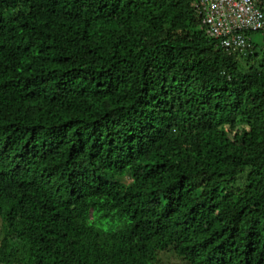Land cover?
<instances>
[{"label": "trees", "instance_id": "trees-1", "mask_svg": "<svg viewBox=\"0 0 264 264\" xmlns=\"http://www.w3.org/2000/svg\"><path fill=\"white\" fill-rule=\"evenodd\" d=\"M199 3L0 0V264H264V56Z\"/></svg>", "mask_w": 264, "mask_h": 264}, {"label": "built area", "instance_id": "built-area-1", "mask_svg": "<svg viewBox=\"0 0 264 264\" xmlns=\"http://www.w3.org/2000/svg\"><path fill=\"white\" fill-rule=\"evenodd\" d=\"M198 13L206 34L230 54L245 53L250 35L264 31V0H200Z\"/></svg>", "mask_w": 264, "mask_h": 264}, {"label": "rangeland", "instance_id": "rangeland-1", "mask_svg": "<svg viewBox=\"0 0 264 264\" xmlns=\"http://www.w3.org/2000/svg\"><path fill=\"white\" fill-rule=\"evenodd\" d=\"M253 44L257 46L255 52L258 54L259 60L264 56V31L254 33L251 36ZM0 229H1V219H0ZM156 264H183L180 259L176 258L171 254H163L159 257Z\"/></svg>", "mask_w": 264, "mask_h": 264}]
</instances>
